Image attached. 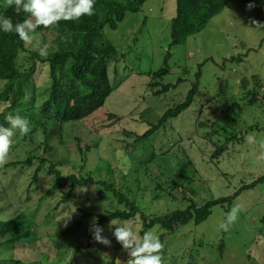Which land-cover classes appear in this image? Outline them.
Wrapping results in <instances>:
<instances>
[{"label": "rangeland", "instance_id": "374dc122", "mask_svg": "<svg viewBox=\"0 0 264 264\" xmlns=\"http://www.w3.org/2000/svg\"><path fill=\"white\" fill-rule=\"evenodd\" d=\"M174 14L175 0H147L140 11L127 13L116 30L105 28L107 38L120 53H125L122 59L108 63L113 91L91 118L70 126L62 141L55 138L53 144L57 151L52 158V154L49 155L53 163L67 162L78 146L90 144L89 157L84 168L79 169L80 173L85 176L90 172L88 175L96 180L112 183L128 199L135 200L141 210L156 215L184 208L187 201L183 197H190L201 205L209 199L232 195L241 184L264 174V131L256 128V125L264 124V43L258 51L250 50L243 55L249 48H256L264 37V0H227L225 7L208 21L202 31L169 49L170 21ZM52 38L50 33L35 34L26 46L39 51L45 45L49 46ZM168 49L171 52L167 60L169 70L163 83L176 85L165 94L154 96L149 83L153 81L152 73L164 66V54ZM238 55H241L239 61H230V56ZM201 62L196 102L169 119L167 126L147 138L139 137L149 124L155 123L168 108L184 99L196 79L197 64ZM46 70L40 62L36 63L37 82L45 78ZM254 74L260 79V93L257 96L259 101L250 106L248 98L242 97L253 87ZM0 100L1 112L9 102ZM205 100H209L210 107L205 105L203 114L215 121L219 135L223 133V126L235 128L245 135L242 141L229 143L220 160L219 157L213 158L211 162L209 157L214 148L204 138L211 130L205 127L196 130L195 125L196 106ZM234 101L242 108H235L234 113L226 111ZM14 112V115L18 114ZM107 114L114 115L111 126L104 119ZM19 115L29 121L30 130L36 126L38 114L34 111ZM16 133L14 130V135ZM219 138L222 140L223 136ZM40 140L35 137V142ZM136 140L139 141L134 144ZM126 144L131 145L127 148ZM33 147L34 143L17 141L9 151L7 163H20L12 168H4L5 164L0 166V207L4 208L0 211V220L6 219L10 209L12 211L21 204L25 209L26 204L30 218L39 225L40 235L69 225L74 227L72 233L66 234L67 239L55 237L61 244L60 254L64 253L59 264H66L75 257V244L79 241L84 244L90 241L91 245L76 254L78 260H74L75 264L87 261V252L93 253L92 260L98 262L95 264H105V259L108 264H128V253L117 244L112 234L115 225H110L113 222L131 227L138 237H142L140 216L124 222L115 219L102 225L101 235L111 240V244L96 241L91 229L93 224L99 225L97 217L83 219L78 208L102 213L105 209H123V203H118L102 185L90 184L76 188L73 201L60 202L56 193L51 191L48 194L53 177L48 176L45 169L38 172L36 179L32 178L38 160H33L31 166L24 163ZM167 149H170L168 153H163ZM152 151H155L154 159L149 160ZM39 152L42 154L41 150ZM35 153L40 156L36 150ZM138 162H144L150 177L158 178L163 188H170L175 197L167 194L165 189H157L145 174L138 182L137 177L142 174L137 172L140 168ZM66 168L69 172L70 166ZM173 182L177 185L171 189ZM192 188L195 194L190 192ZM100 190L103 194L99 193ZM237 205L243 211L224 231L220 225L226 222L227 215ZM227 208L215 205L211 215L198 225L188 223L179 227L175 224L171 231L160 226L147 230L158 235L164 243L162 264H264V184L242 191ZM69 212L73 215L68 216ZM60 217L63 220L58 224L57 218ZM23 244L29 245L27 242ZM29 249L1 245L0 264H12L8 258L19 260V264L32 260L40 264L37 250ZM42 249L57 256L52 244H46ZM14 264L18 262L14 261ZM86 264H93V261L88 260Z\"/></svg>", "mask_w": 264, "mask_h": 264}, {"label": "trees", "instance_id": "16d2710c", "mask_svg": "<svg viewBox=\"0 0 264 264\" xmlns=\"http://www.w3.org/2000/svg\"><path fill=\"white\" fill-rule=\"evenodd\" d=\"M146 1L95 0V14L91 17L83 16L79 21L75 22L60 21L55 27H38L31 34V37L35 34L44 35V33H50L53 36L51 44L47 46L48 55L46 56H41L38 50L28 48L26 42L20 40L16 34L0 32V83H2L0 99L9 102L0 112V126L10 127L5 119L7 113L8 115L15 116L14 111H17L18 114L25 113L26 115L34 111L38 114L37 119H35L36 126L28 134H22L17 130V133L13 135L11 148H14L19 140L34 143V149L29 154L30 156L24 160V163L27 166H31L33 165V160H38V166L35 168L32 178L36 179L38 172L45 169L46 174L53 177L48 194L53 191L59 197L60 202L69 203L76 188H82L90 184L102 185L107 191L112 193L118 203H123L124 205L123 209H105V212L102 213L86 212L78 208L77 211H81L83 219L96 216L97 222L102 227V225L108 224L115 219L124 222L139 215L143 223V228L140 231L141 234H144V232L155 226H160L165 231H171L175 224L179 227L188 223L198 225L211 215L212 208L215 205H219L227 210V206H230L242 191L264 184V174H262L249 183L241 184L232 195L209 199L201 205L200 203L197 204L196 200L190 197H183L187 201V205L184 208H176L165 214L156 215L141 210L135 200L128 199L112 183H108L102 179L96 180L90 174L88 175L90 172H87L85 176L80 173L79 169L84 168L89 157L90 144H85L83 147L78 146L76 153H71V157L67 162L57 161V163H53L51 160L57 151L56 146L53 144L54 139L58 138L59 142L62 141L64 133L70 131V126L74 127L77 122L91 118V115L104 106L107 98L113 91L114 84H112L109 78L108 63L122 59L125 53H120L118 47L107 38L105 28L116 30L127 13L140 11ZM226 3L227 0H175V14L170 21L169 49L172 46L184 43L189 36L202 31L208 21L218 14L225 7ZM0 15L11 17L13 23L22 22L26 19L29 20L31 17L29 14L23 12L17 15L14 7L9 4V0H0ZM263 43L264 37L256 48H249L243 55H247L250 50L258 51ZM169 49L164 54V66L152 73L153 81L149 83V88L154 96H161L170 87L176 85L163 83V78L169 70V66L167 65V60L171 56ZM229 59L231 62L239 61L241 55L230 56ZM37 62H40L47 69L45 78L40 82L36 80L38 76L36 73ZM202 63L197 64L196 79L188 89L184 99L173 107L168 108L159 116V119L155 123L149 124V128L139 137L147 138L159 128L164 127L169 119L177 117L196 102V95L199 91L198 79L201 76ZM252 78L254 81L253 87L247 90L242 99L248 98V105L255 106V103L259 101L257 96L260 93L258 89L260 79H258L256 74ZM262 96L264 97V93H262ZM208 101H201L196 106L195 125L196 130L203 127L211 130L204 136L206 142H210L214 148L209 157V161L211 162L213 158L219 157L220 160L221 154L228 148L227 145L237 140L242 141L245 135L244 133L240 134L241 131L237 132L235 128L223 126V133H221L223 138L220 140L219 137L221 135L218 133L219 130L215 121L210 120L209 117L203 114L204 107L208 105ZM207 107L210 106L208 105ZM235 108H242L237 101L232 102L226 108V111L234 113ZM107 116L104 119H107L111 126V118L113 119L114 115L107 114ZM251 128L253 127L251 126ZM256 128L264 131V124L260 126L256 125ZM36 131H38L37 134H35ZM125 134L128 135L126 130ZM177 135L179 134L177 133ZM36 136L41 138V142H35ZM179 137L180 139L182 138L181 135ZM138 141H134V144L138 143ZM130 145L126 144L125 146L128 148ZM170 149H167L163 153H168ZM35 150L40 156L35 153ZM39 150L42 151V154ZM49 155H51V158ZM154 155L155 151H152L151 156L149 155V160L154 159ZM17 163H20V161L9 162L5 164L4 168L15 167ZM138 165L140 168L137 172L142 173L141 176L138 175L137 177V181L140 182L144 174L149 178L150 172L149 168L144 165V162H138ZM66 166H70L69 172H67ZM74 171H77L78 174ZM150 180L155 184L157 189H165L158 181V178L151 176ZM172 185L171 189H174L177 184L173 182ZM165 190L167 194L175 197L172 192L170 193V188ZM190 192L195 194L193 188L190 189ZM99 193L103 194V190H100ZM26 199H29V196ZM23 209V204L13 208L12 211L10 209L6 219L0 220V246L7 245L13 249L20 250L24 248L37 250L40 264H59L63 260L62 254L64 253L60 254L59 247L61 248V244L58 243L55 237H65L67 239V235L72 233L74 227L69 225L60 230L55 229V232L50 231L40 235V232L38 233L39 225L30 218L31 216L27 213L28 207L26 204L25 209ZM0 211H4V208L0 207ZM67 215L72 216L73 214L69 212ZM57 219L58 224L63 220L62 217ZM45 226H48V223ZM75 228L76 231L79 230V226ZM54 241L55 243H53ZM25 242L29 243V245L23 244ZM46 244H52L53 248L57 250V256L42 249ZM117 244L119 243L117 242ZM90 245V241L86 244L80 241L76 242V254ZM76 254L66 264H75L74 260H78ZM87 255V261L91 260L93 264L97 262L96 260H92L93 253L87 252ZM8 260L12 264H14V261L19 264V260H15L14 258H8ZM87 261L80 263L86 264ZM110 263H112V259ZM24 264L37 263L35 260H32Z\"/></svg>", "mask_w": 264, "mask_h": 264}, {"label": "clouds", "instance_id": "9594fccd", "mask_svg": "<svg viewBox=\"0 0 264 264\" xmlns=\"http://www.w3.org/2000/svg\"><path fill=\"white\" fill-rule=\"evenodd\" d=\"M9 4L14 7L17 15L27 13L32 19L13 23L11 17L0 15V32L14 33L24 42H29L31 34L40 26L55 27L60 21L75 22L83 16L91 17L95 14V0H9ZM39 54L48 55L47 45L39 49ZM5 119L10 127L0 126V166L7 163L14 130L25 135L30 131L29 121L19 114L6 116ZM241 211V206L233 207L220 228L227 231ZM112 225H115L112 229L115 240L128 253V264H162L164 243L158 235L144 232L142 237H138L131 227L111 222L110 227ZM91 231L96 241L104 245L111 244V240L101 235L103 228L98 224H93ZM105 264H108L106 259Z\"/></svg>", "mask_w": 264, "mask_h": 264}]
</instances>
